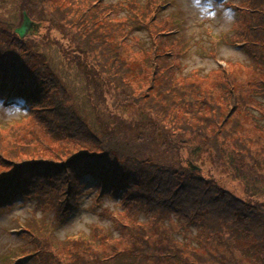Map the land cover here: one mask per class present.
Masks as SVG:
<instances>
[{
	"label": "trees",
	"instance_id": "1",
	"mask_svg": "<svg viewBox=\"0 0 264 264\" xmlns=\"http://www.w3.org/2000/svg\"><path fill=\"white\" fill-rule=\"evenodd\" d=\"M103 1L23 0L31 26L22 37L12 15L0 11L1 112L14 106L26 111L0 118V208L16 197L30 199L32 211L53 209L61 221L90 181L98 204L121 192L117 203L127 220L101 208L99 217L107 215L119 237L110 241L111 230L101 233L104 227L95 225L90 230L101 242L92 247L72 240L65 264L110 260L122 239L135 264H264V0H213L238 14L230 33L252 61L222 59L205 75L193 72L191 81L181 66L184 46L164 33L171 24L165 18L149 20V48L136 53L124 45L127 24L118 16L130 24L134 13L150 11L155 0H125L129 9H119L116 17L118 3ZM36 7L42 15L47 9V21L73 35L93 72L126 105L142 110L144 122L122 126V137L102 126L90 129L60 92L59 81L27 50V36L44 20L36 17ZM16 122L27 124L19 129ZM235 180L243 195L227 187ZM39 228L25 221L18 229L25 243L1 264L27 257L64 264L51 239L39 241Z\"/></svg>",
	"mask_w": 264,
	"mask_h": 264
},
{
	"label": "rangeland",
	"instance_id": "2",
	"mask_svg": "<svg viewBox=\"0 0 264 264\" xmlns=\"http://www.w3.org/2000/svg\"><path fill=\"white\" fill-rule=\"evenodd\" d=\"M105 1L107 3H118L115 7L116 9L118 8L117 11L112 12L114 17L118 16V11L129 9L124 2L125 0ZM126 1L133 3L135 0ZM102 2L105 4L103 0ZM22 4H24L23 0H1L0 2V11L10 13L13 17L14 23L12 27L20 25L22 19L20 12L27 14L23 7L21 8ZM141 4L144 5V2ZM158 7L159 9H157ZM121 8L122 10H119ZM161 9L164 15L159 12ZM138 11L141 12L140 10ZM148 11H142L141 14L132 12L135 18L130 19L131 26L129 21L122 15L118 16L120 21L127 24V26L123 25L121 32V35H125L124 45L126 49L138 53L140 48L145 45V47L149 48L151 40L148 36L147 28L149 29V35L152 37L151 28L148 26L149 20H156L158 23H162L165 19L168 20L171 24L168 25V30L166 28L163 31L167 34V37L178 39V43L181 42L182 44H180L184 46V49H182L184 53L180 60L181 66L184 67L183 73L186 75L190 74L187 81H191L194 78L193 72L196 70L204 74L207 71L210 72L212 67L217 64H224L222 59H230L231 62L235 63H240L242 60L252 61V57L246 49L234 45L233 35L235 33H230L233 21L238 19V14L223 4L213 0H199V2L197 0H155L154 3L152 1L150 11ZM47 12L48 10L46 9L42 15L40 7H36V17L44 20L38 24L36 22L38 31L31 32L27 36L26 42L32 46H29L27 50L33 54L34 63L43 66L47 74L53 75L59 81L62 86V88H59L60 92L62 94L64 92L69 98L82 120L88 124L91 130L98 132L102 126L107 129H113L121 137L124 132L122 126L126 128L131 125L134 126L136 123L141 124L144 122L145 114L143 111L126 105L123 99L118 96L119 94L113 88H109L106 81L98 75V72H93L88 60L78 51L79 46L73 35L66 31L65 28L59 30L54 24L49 23L47 21L49 18ZM229 17L231 21L227 22ZM174 21L177 23V27H174ZM139 27L143 32L145 31V34L138 31ZM185 29L187 35L183 36L179 33V30L185 31ZM175 33L180 35V40L179 36H174ZM223 34H228V36L221 38L222 42H219L221 41L219 37ZM210 37L215 40L213 44H210ZM224 40H229V42ZM212 53H215V57L212 56ZM140 55L144 58L142 53ZM140 62L141 66L146 64V61H141V59ZM97 80L100 83L98 86L95 85ZM1 104L0 102V107ZM1 111L0 108V118L2 116L4 119L19 118L26 112L17 106L3 112ZM26 124V122H16L15 126L21 129L25 128ZM226 185L237 194L243 195V187L238 180L227 181ZM92 187L93 183L86 181L84 191L78 198V204L68 211L61 221L55 220L53 209L32 211V201L30 199L21 200L16 197L10 206L1 207L0 264L9 257L8 252L11 249L16 252L25 243V239L18 234V229L22 228L27 220H33L37 226H40L39 229L35 230V234L39 236V241L51 239L50 243L54 244V248L57 247L58 249L56 251V259L64 264L68 261L67 249L72 240L82 239L90 242L92 247L93 243L95 245L101 242L99 237L94 238L95 234L93 235L90 230L95 225L104 227V230L100 231L101 233H106V231L109 233L111 230L112 234H107V236L110 241L116 240L119 237V231L115 228V224L111 220L109 221L107 215L104 218H100L98 214L101 208H108L109 212L113 211L112 213H114L116 211L117 216L127 220L125 218L127 215L122 214L123 210H120L121 206L117 203L121 192H117V197L104 196L100 204H98L94 199L96 196ZM137 218L143 219L144 216L139 213ZM105 228L110 230H105ZM177 237L180 238L179 235ZM121 242L120 252L110 260L93 262V260L87 258V261L91 264H135V257L128 252L130 244L126 239H122ZM11 261V264H14V261ZM16 264L42 263L32 257H27L19 260Z\"/></svg>",
	"mask_w": 264,
	"mask_h": 264
},
{
	"label": "water",
	"instance_id": "3",
	"mask_svg": "<svg viewBox=\"0 0 264 264\" xmlns=\"http://www.w3.org/2000/svg\"><path fill=\"white\" fill-rule=\"evenodd\" d=\"M31 25V21L29 19V17L26 15L25 12H23V18H22V22L19 26H17L14 31L20 36L22 37L26 31L28 30V28Z\"/></svg>",
	"mask_w": 264,
	"mask_h": 264
},
{
	"label": "clouds",
	"instance_id": "4",
	"mask_svg": "<svg viewBox=\"0 0 264 264\" xmlns=\"http://www.w3.org/2000/svg\"><path fill=\"white\" fill-rule=\"evenodd\" d=\"M231 21V18L229 17V18H227V22H230Z\"/></svg>",
	"mask_w": 264,
	"mask_h": 264
},
{
	"label": "snow or ice",
	"instance_id": "5",
	"mask_svg": "<svg viewBox=\"0 0 264 264\" xmlns=\"http://www.w3.org/2000/svg\"><path fill=\"white\" fill-rule=\"evenodd\" d=\"M197 2H199V0H197Z\"/></svg>",
	"mask_w": 264,
	"mask_h": 264
}]
</instances>
